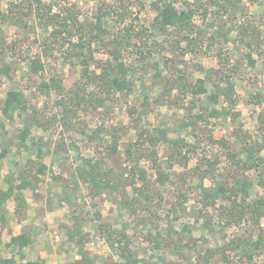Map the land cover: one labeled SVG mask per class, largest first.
<instances>
[{"label": "rangeland", "instance_id": "obj_1", "mask_svg": "<svg viewBox=\"0 0 264 264\" xmlns=\"http://www.w3.org/2000/svg\"><path fill=\"white\" fill-rule=\"evenodd\" d=\"M16 1L19 0H0V8L6 10L11 2ZM45 1L54 2L55 9L76 5L84 14L81 19L93 21L99 7L111 8L106 23L109 38L132 23L135 32L140 30L141 36L148 41L146 47L152 50V55L145 52V58L141 59L137 46L122 51L125 65L136 68L133 90L112 94L101 108L88 105L80 108L78 117L88 125L86 134L77 130L66 131L57 119L52 118L60 113L59 94L40 90L39 85L49 75L57 73L63 77L64 86L72 91L81 77V65L65 64L62 53L66 47L60 44H52L46 52V32L43 27H36L34 20L28 30L10 21L3 25L0 30V104L10 90H17L23 93L28 108L21 115L16 113L0 135V151L4 147L9 150L1 166L0 190L8 189L10 183L18 184L22 171L31 166L32 172L28 171L26 176L32 177L38 192L32 194L28 190L27 201H38L39 209L44 212L47 209L51 214L50 221L41 222L42 232L37 238L38 244L30 247L32 252H37L38 258H42L41 255L48 258V264H86L82 254L93 260L91 264H102L110 257L120 260L118 251L111 247L107 234L99 225L122 228L128 224L124 234L131 241L136 257L141 258L140 264H163L162 258L181 261L186 257L193 264H201L200 256L208 247L223 245L237 237L255 240L264 235V217L260 225L248 218L237 219L230 212L228 201L222 199L216 200L214 206H204L201 189V185L210 187L232 181L229 150H240L243 141L264 140V126L259 118L264 112V0H176L180 10L188 6L197 9L192 19L196 25L192 50H188L183 39L180 44L173 41L178 40L174 28L165 34L155 32L152 27L157 13L152 5L155 0ZM125 7L126 20L120 22L116 10ZM225 7L229 9L225 10ZM136 41L139 43L140 40ZM92 50L95 58L90 61L91 66L99 71V64L109 59V46L94 42ZM35 59H40L43 65L39 71L30 67ZM221 67L229 75L224 81H232L238 98L234 110L240 114L234 120L223 114L217 116L222 113L226 102L222 96L215 105L210 102V84L207 83V92H191L190 85L204 78L205 69ZM181 73L189 88L175 87L169 93V100L162 99L164 84L170 87ZM213 80L219 81L220 78L215 75ZM253 95L262 102H251ZM214 108L216 114L213 116L210 113ZM202 113L204 118H199ZM28 115L50 118V122L46 130L32 125L26 145L21 146L19 133L24 120L30 118ZM157 128L165 129L169 138L185 140V144L179 146L181 156L176 153L172 156L173 148L163 141L155 146L157 164L170 174V180L164 185L155 180L157 174L153 160H141L151 186L160 192L157 213L151 215L137 208L133 216L122 200L132 197L130 186L125 188L126 193L121 189L93 197L89 188L73 176L80 164L77 157H85L102 160L105 169H112L118 178L128 181L134 173V164L126 159V147L145 142L144 147L152 149L148 133H156ZM98 130L97 136L91 138ZM115 131L117 136L113 135ZM114 140L118 142L116 151L110 150ZM62 142L65 147L62 152H57ZM40 147L44 150L43 156L38 155ZM205 153L217 159L215 181L202 178L207 168L203 159ZM42 165L45 167L43 171L40 170ZM249 174L253 181L250 201L264 200V184L260 182L261 179L264 182V176L255 169ZM179 201H185L181 208ZM142 217L149 221L146 226L137 223ZM170 222L176 231L181 232L186 227L190 233V240L185 237L180 241L182 245L189 241L182 252L176 247L167 248L161 244L159 248L153 243L156 231L167 236L166 227ZM80 236H84L81 242ZM8 238L3 236L4 240ZM33 247H41L42 252ZM1 251H5L3 245ZM34 256L32 253L31 257ZM231 260L224 262L218 256L209 264H264V247L259 248L251 260L241 261L238 255H232Z\"/></svg>", "mask_w": 264, "mask_h": 264}, {"label": "trees", "instance_id": "obj_2", "mask_svg": "<svg viewBox=\"0 0 264 264\" xmlns=\"http://www.w3.org/2000/svg\"><path fill=\"white\" fill-rule=\"evenodd\" d=\"M176 0H155L152 5L157 12L152 22V27L156 33L165 34L169 33L170 29L174 28L178 40H174L178 44L182 42V39L186 41L188 50H192L193 40L195 37V27L192 19L197 9L188 6L186 9H178ZM229 5H232L231 1H228ZM235 6L236 4L233 3ZM228 7V6H227ZM229 9L225 7V10ZM111 8H98L93 20L87 18L81 19L84 15L80 8L76 5L62 6L55 9V3L45 0H19L11 2L6 10L0 8V30L3 25L8 21L16 26L24 27V29H30L31 21L36 22V27L39 25L43 27L45 35V46H47L46 52L49 48H52V44H60L61 47H66L62 53V57L65 64L77 67L81 65L82 73L81 77L76 81V88L74 90L67 89L63 84V77L59 74L49 75L39 85L40 90H46V92L53 91L59 94L60 99L57 104L60 108L59 116L54 115L52 118L57 119L63 130L78 131L81 134H86L87 123L78 117V111L83 108L84 105L93 107L94 109L105 106L112 97V94L117 92L126 93L131 92L136 84L135 74L136 68L130 65H125L122 58V51L128 50L131 46H137L141 53V59H144L147 52L152 55V50L147 49V40L141 36V31H136L132 23L129 26H124L121 33L115 35V37L109 38L107 16L110 15ZM120 22H125V16L127 14L126 7L122 10H116ZM245 27V26H243ZM35 28V27H34ZM33 28V30H35ZM134 32V33H133ZM136 34V35H135ZM175 38V37H174ZM136 40H140L137 43ZM244 38L242 39L243 42ZM94 42L101 43L109 46V59L99 64L100 72L96 68H92L90 61L94 59V53L92 50V44ZM109 42V43H106ZM140 44L143 46L140 47ZM178 46V45H177ZM107 47V46H106ZM146 48V49H145ZM145 49V50H144ZM1 50V48H0ZM49 57V56H48ZM250 57V55H249ZM252 59V58H251ZM42 63L40 59H35L31 62V69L33 71H39L42 69ZM204 78H200L199 82L194 83L191 86V92L204 93L207 92V83L211 85L212 90L209 92L210 102L214 105L218 102L219 97H223L226 105L223 107L222 113L224 116L230 117L232 120L239 116V111H235L238 104V98L236 97V91L234 84L230 79L224 81L229 75L226 70L221 68L205 69ZM219 76V81H214L213 77ZM184 75L181 73L176 79L171 82L169 87L164 84V94L162 99L169 98V93L175 87L181 90L189 88V84L184 80ZM254 96V95H253ZM251 102L261 103L256 95L252 97ZM169 100V99H167ZM27 103L23 96V93L17 90H10L3 102L0 104V135L4 130L7 122L13 121L16 113L22 114L27 112ZM216 109H213L215 115ZM204 111L203 113H205ZM203 113L198 115L199 118H204ZM30 116V115H28ZM260 123L264 126V112L259 114ZM49 119H40L35 115L30 116L24 120V124L20 130V144L26 145L27 137L31 133L32 125L38 128L47 129L49 126ZM101 127V126H100ZM98 131H94L91 138L97 136ZM117 132L113 133L114 136ZM148 142L152 149L145 148V142L133 143L125 149L126 159L133 162L134 173L128 181L118 178L116 173L112 169H105L102 160H96L92 158L77 157L80 160V164L76 167L74 177L80 182L84 183L89 188V193L93 197L102 193H114L123 190L126 193V187L130 186L133 190L131 198H123V206H127L132 215H136V209L141 208L149 214L157 213V206L160 205L159 196L160 192L151 186V182L148 179V174L145 167L141 166V160L143 158H150L154 162V168L157 174L155 180L164 185L170 180V174L165 172L162 165L157 164L156 149L155 146L159 141L168 143L176 155L181 156L182 151L179 149L184 145L185 140L172 139L166 136L165 129H156V133H148ZM264 137V135H263ZM222 142V141H221ZM222 144L226 147L228 145L224 142ZM240 150H229L228 160L230 167L233 171L232 181L228 183H216L210 187L201 185L203 193L204 206H214L216 200L222 199L228 201L230 212L234 213L237 219H251L252 222L260 225V220L264 217V200L262 198L250 201V192L252 189L253 181L250 178V170H259V174L264 176V155L262 150L264 149V140L262 141H243L240 143ZM61 149L57 152H62V148L65 147V143L62 142ZM138 145V146H137ZM118 148L117 140H114L111 144V149L116 151ZM191 151V149L189 150ZM8 149L4 147L0 151V172L2 160L7 156ZM38 155L43 156L44 150H38ZM239 155V156H238ZM186 157V156H184ZM203 159L207 168L202 173V178H209L211 181L217 180V174L215 171L216 160L211 155L205 153ZM29 170L31 166H28ZM42 165L40 170H44ZM22 177L18 184L10 183L8 189L0 190V204L5 203L11 196L19 202V206L16 211H19V207L25 202L24 189L32 188L36 189V184L31 180L24 179L25 172L21 173ZM261 184H264L261 179ZM16 189V191H14ZM183 200L187 197L182 194ZM185 201H179V208L183 207ZM181 206V207H180ZM260 206H263L262 208ZM156 210V211H155ZM149 222L146 218H141V221L137 222L140 226H146ZM173 223H169L166 227L167 236L163 237L159 231H156L153 243L157 247L161 248V244L167 248L176 247L177 251H184L185 245H188L189 241H186L184 245L180 244L182 239L188 237L190 240V233L186 227L181 231H176ZM108 224H100L99 227L107 234V240H109L111 247L118 251L119 259L114 260L112 257L106 260L102 264H140L141 258H137L134 251L131 248V241L125 236V228L128 226L123 225L122 228H113ZM176 233V238L174 234ZM182 234V235H181ZM73 236V232L71 233ZM135 237H138L137 235ZM134 238V237H133ZM139 238V237H138ZM84 236L79 237V241H83ZM132 240V238H131ZM29 239L25 235H18L12 237L8 246L17 244L18 252H20L29 243ZM264 247V235H259L255 240L245 239L237 237L231 241L218 245L215 247H208L205 253L200 256L201 264H209L212 258L221 257L224 262H231V256H239L241 261L251 260L256 255L259 248ZM83 261L86 264L93 262L87 255H83ZM163 264H193V262L186 257V259L167 260L162 258ZM234 262V261H233ZM232 262V263H233ZM0 264H16L14 256L10 258L0 257ZM27 264H46L44 258H38L33 261H28ZM79 264V263H69Z\"/></svg>", "mask_w": 264, "mask_h": 264}, {"label": "crops", "instance_id": "obj_3", "mask_svg": "<svg viewBox=\"0 0 264 264\" xmlns=\"http://www.w3.org/2000/svg\"><path fill=\"white\" fill-rule=\"evenodd\" d=\"M9 151V150H8ZM9 154V152H8ZM7 154V155H8ZM3 164V160H2ZM2 166V165H1ZM30 170H23L25 172V176ZM32 172V171H30ZM24 179H28L32 181L31 176H26ZM16 185V184H15ZM30 190L32 194H36L38 192V188L32 190V188L24 189L25 194V202L23 205L19 207V211L16 209L20 205L19 202L14 198V195L11 196L8 200L13 199L14 201H6L3 204H0V247H2L5 251H1L0 257L10 258L11 256L15 257L16 264H19L20 261H24L27 264L28 261H33L38 259L39 254L36 252H32V246H36L38 243L37 238L40 236L39 234L42 232L41 222L42 221H50L51 214L47 209L46 212L41 211L39 209L38 201H27V191ZM16 191V189L14 190ZM11 204V205H10ZM45 221V222H46ZM25 235L27 239H29V243L26 247H24L20 252H18L17 244H12L8 246V242L12 239V237L18 235ZM3 236H9L7 240L3 239ZM37 248L38 252H42L41 247H33ZM34 253L35 256L31 257V254ZM61 256V255H59ZM44 258L46 264L48 258ZM49 257V256H48Z\"/></svg>", "mask_w": 264, "mask_h": 264}]
</instances>
